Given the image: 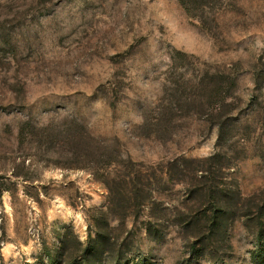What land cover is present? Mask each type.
Returning <instances> with one entry per match:
<instances>
[{"label":"rangeland","instance_id":"374dc122","mask_svg":"<svg viewBox=\"0 0 264 264\" xmlns=\"http://www.w3.org/2000/svg\"><path fill=\"white\" fill-rule=\"evenodd\" d=\"M0 264H264V0H0Z\"/></svg>","mask_w":264,"mask_h":264},{"label":"trees","instance_id":"16d2710c","mask_svg":"<svg viewBox=\"0 0 264 264\" xmlns=\"http://www.w3.org/2000/svg\"><path fill=\"white\" fill-rule=\"evenodd\" d=\"M109 241V240H108Z\"/></svg>","mask_w":264,"mask_h":264}]
</instances>
